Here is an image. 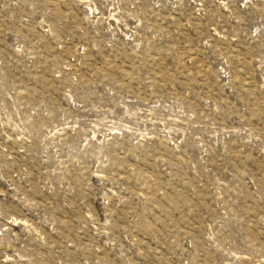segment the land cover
I'll return each mask as SVG.
<instances>
[{
	"label": "rangeland",
	"instance_id": "obj_1",
	"mask_svg": "<svg viewBox=\"0 0 264 264\" xmlns=\"http://www.w3.org/2000/svg\"><path fill=\"white\" fill-rule=\"evenodd\" d=\"M0 264H264V0H0Z\"/></svg>",
	"mask_w": 264,
	"mask_h": 264
}]
</instances>
